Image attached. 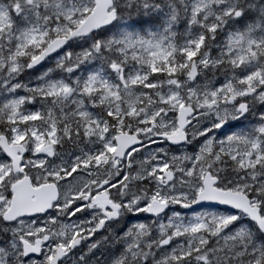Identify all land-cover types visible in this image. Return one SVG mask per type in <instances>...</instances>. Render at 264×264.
Returning a JSON list of instances; mask_svg holds the SVG:
<instances>
[{
    "label": "snow or ice",
    "instance_id": "obj_1",
    "mask_svg": "<svg viewBox=\"0 0 264 264\" xmlns=\"http://www.w3.org/2000/svg\"><path fill=\"white\" fill-rule=\"evenodd\" d=\"M0 264H264V0H0Z\"/></svg>",
    "mask_w": 264,
    "mask_h": 264
}]
</instances>
